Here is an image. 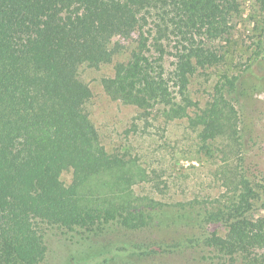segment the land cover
Masks as SVG:
<instances>
[{
	"label": "trees",
	"instance_id": "obj_1",
	"mask_svg": "<svg viewBox=\"0 0 264 264\" xmlns=\"http://www.w3.org/2000/svg\"><path fill=\"white\" fill-rule=\"evenodd\" d=\"M255 3L264 25V0ZM240 13L239 0H0V264H42L47 227L92 232L178 222L172 214L183 208L133 194L132 185L149 175L104 146L90 115L96 94L82 70L112 64L116 36L140 30L130 58L101 78L105 97L143 115L187 117L203 141L239 143L231 98L237 79L224 76L196 116L189 85L199 70L220 63ZM65 171L72 172L69 185ZM237 187L229 206L203 208L228 224L206 245L251 260L262 251L264 258V216L249 215L256 193L247 180Z\"/></svg>",
	"mask_w": 264,
	"mask_h": 264
},
{
	"label": "rangeland",
	"instance_id": "obj_2",
	"mask_svg": "<svg viewBox=\"0 0 264 264\" xmlns=\"http://www.w3.org/2000/svg\"><path fill=\"white\" fill-rule=\"evenodd\" d=\"M239 1L241 13L230 43L223 45L220 63L199 70L189 85L196 104L190 114L196 116L224 76L237 79L231 98L237 110L239 143L223 137L203 141L200 129L187 117L166 120L157 110L143 115L135 107L105 97L101 78L113 74L115 63L127 61L140 41V30L117 35L113 44L119 51L113 63L82 70L96 94L91 118L110 153L136 160L147 171L148 181L131 187L136 198L183 208L172 214L180 219L140 230H124L117 224L92 232L47 227L48 252L42 264H264L262 251L251 260L241 253L223 255L206 245L207 238L225 235L228 224L225 218L207 217L202 211L229 206L238 184L247 180L256 193L250 218L264 216V25L255 0ZM162 47L171 69L175 62L171 45ZM61 179L69 185L72 172H63Z\"/></svg>",
	"mask_w": 264,
	"mask_h": 264
}]
</instances>
